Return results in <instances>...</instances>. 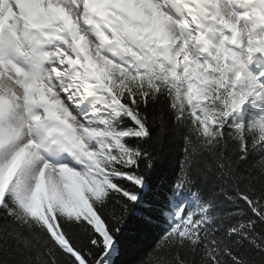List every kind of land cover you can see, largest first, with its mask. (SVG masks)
I'll use <instances>...</instances> for the list:
<instances>
[{
	"label": "snow or ice",
	"instance_id": "1",
	"mask_svg": "<svg viewBox=\"0 0 264 264\" xmlns=\"http://www.w3.org/2000/svg\"><path fill=\"white\" fill-rule=\"evenodd\" d=\"M0 264H264V0H0Z\"/></svg>",
	"mask_w": 264,
	"mask_h": 264
}]
</instances>
